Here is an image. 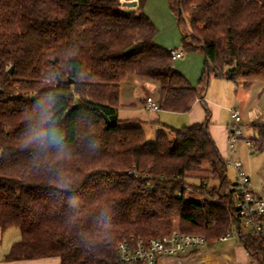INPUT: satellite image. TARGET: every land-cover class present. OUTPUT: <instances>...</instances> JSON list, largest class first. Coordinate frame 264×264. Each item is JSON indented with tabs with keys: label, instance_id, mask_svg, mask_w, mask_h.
Masks as SVG:
<instances>
[{
	"label": "trees",
	"instance_id": "trees-1",
	"mask_svg": "<svg viewBox=\"0 0 264 264\" xmlns=\"http://www.w3.org/2000/svg\"><path fill=\"white\" fill-rule=\"evenodd\" d=\"M128 1L0 0V228L21 233L4 259L122 264L121 241L180 230L203 233L208 250L234 231L264 264V240L238 217L210 109L202 123L162 125L156 141L117 112L130 75L157 80L160 110L178 113L204 101L213 76L264 82V0H167L181 47L205 56L196 87L174 68L175 49L155 42L147 0ZM45 96L62 146L40 152L27 136L38 124L33 100ZM254 130L252 149L264 150V124ZM203 172L201 184L188 181Z\"/></svg>",
	"mask_w": 264,
	"mask_h": 264
},
{
	"label": "rangeland",
	"instance_id": "rangeland-1",
	"mask_svg": "<svg viewBox=\"0 0 264 264\" xmlns=\"http://www.w3.org/2000/svg\"><path fill=\"white\" fill-rule=\"evenodd\" d=\"M144 12L147 13L156 24L158 32L155 37V42L162 46L167 47L168 49L183 50L184 56L182 58L176 59L174 61V68L178 71L180 69L185 70L188 65H193L192 59L197 58L192 54H202L199 51L196 52H187L181 47V38L182 34L180 32L177 19L175 15L171 12L167 0H147ZM186 18V17H185ZM187 33L189 32L186 28ZM203 55V54H202ZM204 56V55H203ZM145 79L151 80L157 86L154 88L155 95L159 94V82L154 79H150L148 77H144ZM234 85L229 84L228 81H224L221 79H212L210 80L209 90L206 95V100L210 98L214 101L215 104L221 105L220 108V121L222 124L229 126L231 122L230 117V109L231 107H235L236 109H240V115L242 118L241 128L243 133V138L241 142L236 144L235 152L230 153L229 158L227 160L228 164V179L229 181H235V172L232 166L230 165V161H241L247 170L249 176L251 177L252 186L254 188V192L258 194L264 193V150H254L251 149L247 140H250L255 136V125L264 124V82L259 79L253 80L250 84L245 85L241 84L238 87V90ZM226 99H224V95ZM214 112L218 109L214 105ZM212 108V109H213ZM211 109V108H210ZM218 113V112H217ZM159 114H168L167 116L171 117L169 119V125L175 128L184 127L186 122H184V115L176 112H159ZM162 130H166V128L162 127ZM151 137V136H150ZM157 136H154L152 140L148 138L150 141H156ZM207 173V172H206ZM206 173H202L199 175V178H189V182L201 184L202 179L201 176H206ZM195 176L196 174L193 173ZM205 182L208 186L216 185V181L211 178H205ZM202 197L201 194H195L193 197ZM242 228L245 234H248V228H246L241 222ZM20 232L19 229H11L7 235L10 237L11 231ZM13 231V232H14ZM20 234V233H19ZM196 234H198L196 232ZM200 234V233H199ZM203 234V233H202ZM201 234V235H202ZM15 239V238H14ZM10 243L12 239H9ZM9 241L6 243L8 244ZM217 251L225 252L226 255H229L226 259H221L222 264H244L247 263V260H250L248 254L245 255L243 249L241 248V242L237 237H231L228 241L217 244L212 249L206 250V248L197 254L194 255H182L181 259H198L195 264H206L210 259H202L209 252L210 254H215ZM189 256V257H188ZM216 257L217 254L213 255ZM212 257V258H213Z\"/></svg>",
	"mask_w": 264,
	"mask_h": 264
},
{
	"label": "crops",
	"instance_id": "crops-1",
	"mask_svg": "<svg viewBox=\"0 0 264 264\" xmlns=\"http://www.w3.org/2000/svg\"><path fill=\"white\" fill-rule=\"evenodd\" d=\"M192 55H195L197 57L195 59H192L193 65H188L185 70L180 69V71L178 70L177 71L183 74L189 80L192 86L196 87L199 83V80L202 76V73L205 67V56H203L202 54H192ZM212 79H221L224 81H228L229 84H232L234 85V87H236L232 81L226 78H220V77L213 76ZM156 86L157 85L154 84L151 80L145 79L143 76H138V75L128 76L121 84L120 100H119V106L117 108L118 118L122 122H126L131 125L141 126L144 129L147 138H150L151 140L152 138H154V136L158 135L160 130H162V127H163L162 125L164 124L169 125L168 122H169V119L171 118L167 116L168 114H165V115L159 114V112L161 111L163 113L168 112V111H165V110L153 111V110H149L146 108V98L148 96H151L156 101H158L159 94L155 95L154 93V88ZM236 88L238 90V87ZM208 90H209V87L207 89V92ZM207 92L205 94V98L203 102H197L189 113H179V114L184 115L185 117L184 122H186L187 124L185 126H188V125L204 122L206 119V109L211 108L210 109V113H211L210 131H211V134L214 140L217 143V146L222 156L226 160H228L229 158L228 156L230 153H233V154L236 153V152H230V148L228 144V126H226L225 124H222L220 121L221 105L215 104L214 101L211 100L210 98L206 100ZM226 96H227L226 94L223 96L224 99H226ZM214 105L218 109L216 112H214V108H213ZM238 111H240V109ZM171 112L172 111H169V113ZM241 140L239 142H241ZM247 141H250V140H247ZM251 185H252V182H251ZM11 229L13 228L5 229V230L0 228V264H61V259L58 257L27 259V260H13V261L5 260L4 257L6 256V254L9 253L13 244L19 241L21 238V233L15 232L14 230L11 231V234L9 237L8 233H10L9 231ZM15 229L18 230V228H15ZM9 239H12L11 243ZM7 241H9L8 244L6 243ZM241 248L243 249L244 254L245 255L248 254L250 258V260H247L246 261L247 263H244V264H249L252 260H254V258L250 255V253L247 251V249L245 248L242 242H241ZM215 254H217V256L213 257V255ZM215 254H210L209 252H207L205 256L199 259L200 260L210 259L209 262H207L206 264H222L221 259H226L229 256V255H226L227 253L219 252V251H217ZM184 259H186V257ZM184 259L179 258V259L173 260L172 264H195L196 261H199L198 259H188V260H184Z\"/></svg>",
	"mask_w": 264,
	"mask_h": 264
},
{
	"label": "built area",
	"instance_id": "built-area-1",
	"mask_svg": "<svg viewBox=\"0 0 264 264\" xmlns=\"http://www.w3.org/2000/svg\"><path fill=\"white\" fill-rule=\"evenodd\" d=\"M173 59L182 58L183 50L172 52ZM146 108L159 111L158 101L153 97L146 98ZM231 122L228 126V144L230 152H235L236 144L243 138L241 128L240 112L232 107L230 109ZM252 149L253 143L247 141ZM235 172V191L238 196V217L248 233L264 240V193H255L251 178L241 161H230ZM240 238L234 231L219 238V242H226L231 237ZM207 246L204 235L186 233L180 230H173L170 234L161 238L134 239L121 241L117 245V259L122 264H172L173 260L181 258L182 255H194L202 252ZM251 255V254H250ZM257 255H261L258 253ZM252 256V255H251ZM249 264H259L254 257Z\"/></svg>",
	"mask_w": 264,
	"mask_h": 264
},
{
	"label": "clouds",
	"instance_id": "clouds-1",
	"mask_svg": "<svg viewBox=\"0 0 264 264\" xmlns=\"http://www.w3.org/2000/svg\"><path fill=\"white\" fill-rule=\"evenodd\" d=\"M39 116L38 124L35 128H30L27 136V145L36 148L40 152H46L52 146L61 148V142L53 133L54 127V105L48 97H37L33 100ZM62 183L67 184L66 180Z\"/></svg>",
	"mask_w": 264,
	"mask_h": 264
},
{
	"label": "water",
	"instance_id": "water-1",
	"mask_svg": "<svg viewBox=\"0 0 264 264\" xmlns=\"http://www.w3.org/2000/svg\"><path fill=\"white\" fill-rule=\"evenodd\" d=\"M124 4L127 7H136L137 6V1H135V0L134 1H128V2H125ZM13 69H14V67H11L9 69V71H8L9 74H12ZM76 107H77V105H75V108ZM105 119H106V122H110V121L115 122L117 120V116L116 115H113V116H110V117L105 116Z\"/></svg>",
	"mask_w": 264,
	"mask_h": 264
}]
</instances>
